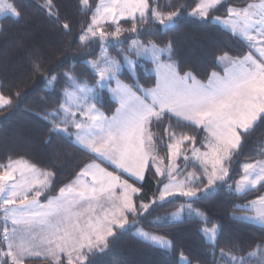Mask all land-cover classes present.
Masks as SVG:
<instances>
[{
    "label": "snow or ice",
    "instance_id": "snow-or-ice-1",
    "mask_svg": "<svg viewBox=\"0 0 264 264\" xmlns=\"http://www.w3.org/2000/svg\"><path fill=\"white\" fill-rule=\"evenodd\" d=\"M64 6L63 0H43L38 8L61 32L70 33L72 22L61 18ZM77 6L82 12L92 13L81 24L78 39L85 49L79 60L89 66L95 83L89 85L75 75V65L68 71L55 72L34 61L33 73H39L46 88L53 89L50 96L62 101L36 114L50 125L46 142L59 137L92 159L58 188L55 171L40 169L23 158L9 157L6 163H0V264H28L38 257L48 264H65V258L67 264H97L125 232L171 252L173 241L138 225L171 199L195 201L222 190L241 197L258 193L248 204L237 207L254 212L244 219L264 227V159L243 163L240 178L229 183L247 138L258 126H264V0L244 6L228 3L223 17L211 13L224 7V0H195L190 11L187 4L165 11L158 0H100L94 7L89 0H78ZM9 15H22L18 0H0V18ZM187 16L230 28L234 36L243 37L248 51L241 50L242 54L234 56L231 48L219 50L214 63L222 72L214 70L202 80L173 59V40L160 47L151 40L145 43L133 39L128 51L151 59L155 84L144 88L138 79L132 84L119 80L121 63L108 55V45L123 43V32L139 34L137 20L142 27L150 22L156 31L167 35ZM121 19L130 21L132 27L122 29ZM106 26L115 30L106 31ZM90 44L100 47V58L84 59L93 54L88 49ZM165 54L166 60L162 59ZM123 59L134 77L137 62L127 55ZM62 64L58 61L55 67ZM61 79L68 87L57 94L55 85ZM112 80L116 86L107 91L118 106L109 117L101 108L106 102L103 89ZM21 98L20 92L9 89L5 95L0 91V110L18 107ZM47 99L39 97L42 102ZM184 127L204 135L178 130ZM161 148L165 149L163 156ZM189 164L199 171H187ZM147 173L156 182L151 196L143 183ZM184 208L189 215L195 212L205 223L210 222L191 203L181 206V210ZM180 214L178 210L170 215L178 218ZM200 231L215 255L219 227L213 224ZM257 249L264 251V240ZM220 255L225 256L224 249ZM228 255L232 264H244L243 257ZM178 264L192 262L181 252Z\"/></svg>",
    "mask_w": 264,
    "mask_h": 264
},
{
    "label": "trees",
    "instance_id": "trees-1",
    "mask_svg": "<svg viewBox=\"0 0 264 264\" xmlns=\"http://www.w3.org/2000/svg\"><path fill=\"white\" fill-rule=\"evenodd\" d=\"M97 1L89 0L93 7ZM250 1L252 0H224V7L213 11L211 15H225V7L228 3L244 6ZM63 2L65 6L61 8V18L72 22L70 33L61 32L44 12L39 10L38 5L43 3V0H18L22 15L19 18L9 15L0 19L2 26L0 27V85H3L0 91L8 95L10 89L12 93L22 94L18 107L0 110V163H6L9 157L23 158L36 163L40 169L55 171L57 188L68 182L72 174L92 157L59 137H52L50 143L46 142L49 136L47 128L50 125L36 113H42L45 107L54 108L62 101L49 95L53 89L46 88L45 82L40 80L39 73H33V62L39 61L45 70L52 67L55 72L68 71L75 65V75L86 80L89 85L96 80L89 66L79 60L80 54L85 49L80 44L78 34L81 24L86 22L92 13L80 11L77 6L78 0H63ZM158 3L165 11L174 10L182 4L189 5L188 11H190L195 0H158ZM136 23L137 27L141 28L140 33L123 32L122 38L126 37L123 43L108 45L112 51H116L118 45L128 51L129 41L134 37L145 43L154 41L161 47L169 40H173L176 46L173 59L178 61L179 67L184 71L191 69L202 79L206 78L207 73L220 68L214 63V54L219 55V50L227 51L231 48V54L235 56L248 49L241 37L234 36L230 30L212 20L197 22L196 18L187 16L177 27L168 31L167 35L162 31H156L155 26L150 22L143 27L139 20ZM120 26L122 29H129L132 23L121 19ZM105 30L112 32L115 28L106 26ZM88 49L92 50L93 54L84 57L87 60L97 56L100 51V47L93 44L88 45ZM74 57L77 59L74 60ZM166 58L167 54L162 57L165 60ZM58 61H63V64L56 68ZM136 62L134 77L125 69L119 73V76L131 84L134 79H138L142 86H153L155 83L153 62L143 58H138ZM66 87L68 85L64 79H61L55 85V92L60 94ZM103 91L106 102L102 108L110 113L116 102L109 96L107 89ZM25 93L27 94L24 95ZM41 96H48V99L42 102L39 100ZM13 100L15 103V97ZM178 130L197 137L204 135L202 131L187 127ZM153 131H156L155 127ZM162 151L165 149H160V155ZM262 154H264V126H258L247 138L241 155L233 166L235 172L233 180L229 183L240 178L242 163L264 158ZM191 170L199 171L189 164L187 171ZM146 177L143 182L146 185L145 192L151 196L156 190V182L151 173H147ZM137 183L139 186V182ZM53 194L55 193H50ZM257 194L249 192L241 197L229 195L222 190L220 193H212L195 201L182 197L171 199L170 202L157 207L138 225L173 241L175 248L171 252L136 238L131 232H125L115 240L108 252L98 258L97 264H178L181 252L191 260L192 264H232L229 253L243 257L244 264H264V251L257 249V244L264 240V227L244 219L243 216L250 211L244 207H237V205H246L247 202L255 199ZM189 203L194 210L205 213L210 218V222L205 223L201 217L195 215V212L189 215L187 208L178 218L170 215L182 205ZM213 224L219 227L215 255L212 252V245L206 242L205 236L200 231L204 227L212 228ZM221 249L225 251L223 258L220 255ZM251 252L256 254L249 256ZM28 264H48V262L38 257L28 261ZM65 264H67L66 258Z\"/></svg>",
    "mask_w": 264,
    "mask_h": 264
},
{
    "label": "rangeland",
    "instance_id": "rangeland-1",
    "mask_svg": "<svg viewBox=\"0 0 264 264\" xmlns=\"http://www.w3.org/2000/svg\"><path fill=\"white\" fill-rule=\"evenodd\" d=\"M9 2H11L10 0H9ZM100 2V0H98L97 1V4ZM96 4V5H97ZM217 16H221V17H223L224 15H217ZM1 19V18H0ZM222 27H224V28H226L223 24H220ZM226 29H228V30H230V28H226ZM231 31V30H230ZM241 38H243V37H241ZM133 39H138V38H132L130 41H129V44L131 43V41L133 40ZM139 40V39H138ZM140 41V40H139ZM247 44V43H246ZM161 47V46H160ZM128 50V49H127ZM247 51H248V49H247ZM246 51V52H247ZM131 52H133V53H131ZM130 53H128V51H126V48H124L123 46H121V45H118L117 47H116V51H112L110 48H109V46H107V53H108V55L110 56V57H112V58H114L115 60H117V61H119L120 63H121V70H120V72H122V70H127L128 72H129V65L124 61V59H123V57L125 56V55H127L128 56V58L129 59H131V60H133V61H137V59L138 58H143V59H146V60H149V61H151V59H149V58H146V57H137L136 56V54H135V52L134 51H131ZM101 57V49H100V51H99V53L97 54V56H95V57H93V58H90V59H88V60H96V59H98V58H100ZM136 65V64H135ZM215 71L217 70V69H214ZM119 72V73H120ZM119 73H118V78H119V80H121L123 83H125V84H131V83H129V82H127V81H125L124 79H122L120 76H119ZM206 79V78H205ZM116 86V81L115 80H112V81H110V82H108L107 84H106V86H105V88H104V90L105 89H108V87H115ZM142 86V85H141ZM142 87H144V88H151V86H142ZM108 94H109V96L112 98V96H111V94L108 92ZM113 99V98H112ZM118 106V104L116 103V105H115V107H114V109H113V111L112 112H110V113H108L105 109H103V108H101V110L105 113V115H107V116H109V117H111L112 115H113V113H114V111H115V108ZM161 155L163 156V155H165V151H162L161 152ZM259 159H264V158H259ZM256 160H258V159H256ZM249 162H253V161H249ZM245 163V162H244ZM243 164V163H242ZM109 170H112L111 169V166H109ZM191 171H193V170H191ZM191 171H189V172H191ZM197 171V170H196ZM198 172V171H197ZM125 177H126V174H125ZM55 194H57V193H55ZM250 202V201H249ZM249 202H247L246 204H248ZM178 210H180V212L182 213V211L183 210H186L185 208L184 209H182L181 210V208H179ZM177 210V211H178ZM176 211V212H177ZM181 215V214H180ZM252 215H254V212H252V211H250V212H248L247 213V215H244L243 217H248V216H252ZM0 222H2V213H0ZM138 227H141V226H138ZM145 231H147V232H149V233H151V234H155V235H159V234H156V233H153V232H151V231H148V230H146V229H144ZM159 236H162V235H159ZM165 237V236H164ZM170 240V239H169ZM151 243V242H150ZM153 244V243H152ZM154 245H156V244H154ZM158 246V245H157ZM252 253V252H251Z\"/></svg>",
    "mask_w": 264,
    "mask_h": 264
},
{
    "label": "crops",
    "instance_id": "crops-1",
    "mask_svg": "<svg viewBox=\"0 0 264 264\" xmlns=\"http://www.w3.org/2000/svg\"><path fill=\"white\" fill-rule=\"evenodd\" d=\"M261 2V0H252L250 1L249 3H256V4H259ZM248 4V3H247ZM243 39V38H242ZM244 40V39H243ZM214 71V70H213ZM217 72H222V69L221 67L219 69L216 70ZM212 72V71H211ZM198 77V76H197ZM199 78V77H198ZM199 79H202V78H199ZM155 80H156V76H155ZM203 80V79H202ZM155 84V83H154ZM154 86V85H153ZM151 86V87H153ZM127 178V177H126Z\"/></svg>",
    "mask_w": 264,
    "mask_h": 264
}]
</instances>
